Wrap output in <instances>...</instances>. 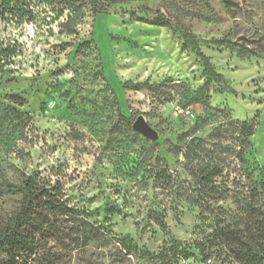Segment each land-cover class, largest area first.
<instances>
[{"label": "rangeland", "instance_id": "rangeland-1", "mask_svg": "<svg viewBox=\"0 0 264 264\" xmlns=\"http://www.w3.org/2000/svg\"><path fill=\"white\" fill-rule=\"evenodd\" d=\"M131 12L163 15L171 26L132 19ZM54 15L0 21V48L16 51L0 70V103L29 114L17 135L7 126L9 138L0 142V225L22 201L24 173H38L60 181L68 203L105 234L73 251L65 264H150L124 256L115 240L142 254L159 252L173 238L201 239L193 179L182 153L169 154L168 148L188 135L198 162L224 168L219 181L245 183L238 134L227 121H254L248 157L264 171V0H137L99 15L87 12L73 35L59 34ZM189 33L226 80L210 84L207 106L187 101L188 91L207 80L200 57L186 45ZM224 38L254 54L243 58L214 43ZM168 79L174 87L125 86ZM180 104H189L191 112L183 113ZM140 115L158 140L128 130L125 118ZM147 154L152 164L160 156L172 182L155 184L142 162ZM161 217L165 229L156 221ZM180 264L221 263H202L196 255Z\"/></svg>", "mask_w": 264, "mask_h": 264}, {"label": "trees", "instance_id": "trees-1", "mask_svg": "<svg viewBox=\"0 0 264 264\" xmlns=\"http://www.w3.org/2000/svg\"><path fill=\"white\" fill-rule=\"evenodd\" d=\"M137 0H0V21L11 20L25 22L37 20L42 13H55L59 20V34L73 35L87 12L94 15L105 13L110 7L118 4L135 5ZM47 6V11L41 9ZM155 8L146 7V10ZM132 19L147 22L157 26L170 27L171 23L156 15L152 18L131 12ZM212 42V41H210ZM220 47L237 52L238 56L248 58L252 50L238 46L230 38L214 40ZM186 45L196 51L204 66L207 80L203 86L194 92L188 91L192 103H204L210 99L209 87L212 82L226 83L225 78L213 65L209 56L200 49V41L193 34H187ZM15 49L0 48V70L13 62ZM149 82L125 83L132 89L155 90L164 84ZM233 91L232 88H228ZM225 89L221 88L220 92ZM20 99L17 96H10ZM181 106V104H180ZM189 104L181 106L188 108ZM29 114L14 106L0 103V142L9 138L7 126H12L15 136L25 127ZM128 130L134 132L133 117L125 118ZM237 132L239 150L236 157L244 171L246 182L234 178L233 184L220 180L224 168L201 158L197 161L195 151L187 143L188 135L181 137L177 144L168 148V153L175 156L183 155L186 169L193 179L194 200L200 208L201 239L180 241L170 239L165 241L159 252L146 251L139 254L138 250L130 248L126 240L116 241L120 252L126 257L138 256L145 258L150 264H180V262L199 255L202 263L219 262L221 264H264V171L256 160L248 157L253 149L251 137L255 134L257 124L254 121H227ZM126 123L124 122V125ZM158 144V142H155ZM147 154L143 158L149 173L157 185L172 182L169 168L163 167L160 156L155 164ZM158 168L159 170H156ZM22 201L12 211L6 222L0 225V264H65L75 250L83 249L91 241H102L105 234L101 228L92 224L87 217L70 205L65 190L60 181H53L38 173H24L21 187ZM191 191V190H190ZM159 225L165 229L167 224L161 217L156 218ZM131 243V239H128Z\"/></svg>", "mask_w": 264, "mask_h": 264}, {"label": "water", "instance_id": "water-1", "mask_svg": "<svg viewBox=\"0 0 264 264\" xmlns=\"http://www.w3.org/2000/svg\"><path fill=\"white\" fill-rule=\"evenodd\" d=\"M132 127L135 131L148 139L158 140L159 138L157 131L147 122L143 115L138 116L134 120Z\"/></svg>", "mask_w": 264, "mask_h": 264}, {"label": "built area", "instance_id": "built-area-1", "mask_svg": "<svg viewBox=\"0 0 264 264\" xmlns=\"http://www.w3.org/2000/svg\"><path fill=\"white\" fill-rule=\"evenodd\" d=\"M180 106V105H179ZM183 113L185 114H189L191 111H190V108H181L180 109Z\"/></svg>", "mask_w": 264, "mask_h": 264}]
</instances>
